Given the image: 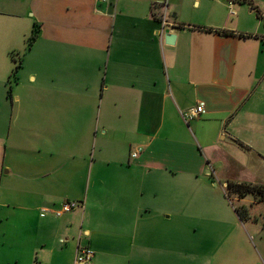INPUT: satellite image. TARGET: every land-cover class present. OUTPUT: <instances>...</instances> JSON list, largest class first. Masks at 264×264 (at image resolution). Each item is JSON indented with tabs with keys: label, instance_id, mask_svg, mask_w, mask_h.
<instances>
[{
	"label": "crops",
	"instance_id": "crops-1",
	"mask_svg": "<svg viewBox=\"0 0 264 264\" xmlns=\"http://www.w3.org/2000/svg\"><path fill=\"white\" fill-rule=\"evenodd\" d=\"M3 111L0 264H264L225 193L264 186V0H0Z\"/></svg>",
	"mask_w": 264,
	"mask_h": 264
},
{
	"label": "rangeland",
	"instance_id": "rangeland-1",
	"mask_svg": "<svg viewBox=\"0 0 264 264\" xmlns=\"http://www.w3.org/2000/svg\"><path fill=\"white\" fill-rule=\"evenodd\" d=\"M26 38H25L24 44L21 47L22 50H14L15 52H19V51L20 52H19V54L18 53L12 54V56H11L12 60L10 59L9 55H6V60L8 58V62L11 63L13 70L15 68L14 65L17 64L16 67L17 66L19 67L20 59L22 58L24 50L28 49V47L30 46L29 45V38H28V40H26ZM9 82H12L11 85L7 82V84L5 86L6 82L4 83L5 90H6V92H8L9 85H10L11 86V90H10L11 92L10 93L13 92V94H14V88H16L15 83H14V79H12V77H11V80ZM2 87H3V85H2ZM13 123L14 122H13V119H12V113L10 111L1 112L0 113V133H1V135H5L6 136L9 133V131L14 130L13 127H14L15 123L14 124ZM223 173H224V169L223 170L219 169L217 174H223ZM213 177H214V175H213ZM230 199H231L230 203H231L232 206H234V209L237 207L239 212L242 213L243 218L242 219H240L239 217L238 218H239V220H241L243 222L244 227L247 228L249 226H257V225L261 226L262 228L264 227V204L263 203L259 204V202H257L256 199H253V197L250 196V195H246L242 199H239L237 195H231ZM251 201H253V202H251ZM255 203H258V204H255ZM232 214H233V211H232ZM235 226L236 225L234 224V227ZM226 227L228 228V227H230V225L227 224ZM249 233L252 234L251 232H249ZM181 236L186 238V240L189 239L188 236L185 235V234L181 235ZM194 238H196V240H197L198 239V235H196ZM233 240H235L236 243L238 242V239L235 238V237L233 238Z\"/></svg>",
	"mask_w": 264,
	"mask_h": 264
},
{
	"label": "built area",
	"instance_id": "built-area-1",
	"mask_svg": "<svg viewBox=\"0 0 264 264\" xmlns=\"http://www.w3.org/2000/svg\"><path fill=\"white\" fill-rule=\"evenodd\" d=\"M101 2H106L107 0H97ZM233 14V12H230ZM166 29H169L170 31H173L175 29L173 27V24L170 22L168 17L164 15L161 18V33H164ZM203 113V105L199 104L198 106L188 110L186 114H184V119L187 121H191L193 119H196L199 115ZM140 152V149L133 153L132 157L135 158L137 154ZM82 204L79 203H73V202H66L64 204H61L59 208L52 209V210H43L40 214L41 217H44L46 213H50L52 216L56 218L62 217L64 214L69 213L73 211L75 208L81 207ZM92 252L88 249L80 248L76 252V256L74 259L73 264H92Z\"/></svg>",
	"mask_w": 264,
	"mask_h": 264
},
{
	"label": "trees",
	"instance_id": "trees-1",
	"mask_svg": "<svg viewBox=\"0 0 264 264\" xmlns=\"http://www.w3.org/2000/svg\"><path fill=\"white\" fill-rule=\"evenodd\" d=\"M36 38V34H32V36L29 38V45H31V42H33ZM18 69V66L14 70V73L10 76L8 83L11 85L12 82H9L12 79L14 81L16 80V71ZM8 84V85H9ZM9 85V90L7 92L8 98H10V90L11 86ZM226 196L228 198H231V195H237L239 199H242L246 195H250L253 197V199H256L259 203H264V186L263 185H252V184H244V183H234V182H227V187L225 189ZM236 214L240 219L243 218V215L237 207L234 209Z\"/></svg>",
	"mask_w": 264,
	"mask_h": 264
},
{
	"label": "water",
	"instance_id": "water-1",
	"mask_svg": "<svg viewBox=\"0 0 264 264\" xmlns=\"http://www.w3.org/2000/svg\"><path fill=\"white\" fill-rule=\"evenodd\" d=\"M162 37H164L166 44H172L176 38V34H172L169 29H166L164 33H162ZM207 173L209 174V171H207Z\"/></svg>",
	"mask_w": 264,
	"mask_h": 264
}]
</instances>
